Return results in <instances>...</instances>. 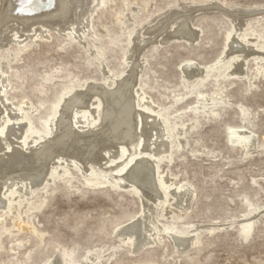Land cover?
<instances>
[{"label":"rangeland","instance_id":"rangeland-1","mask_svg":"<svg viewBox=\"0 0 264 264\" xmlns=\"http://www.w3.org/2000/svg\"><path fill=\"white\" fill-rule=\"evenodd\" d=\"M57 3L53 0L48 13H54ZM97 3L72 0L66 17L41 16L42 22L32 25L36 31L15 17L0 22V72L7 100L0 97V115L15 118V107H26L28 141L34 133H46L48 122L57 117L58 122L57 110L70 94L90 86L96 92L104 86L113 89L134 70V90L142 94L148 109H156L167 120L159 125L160 117L153 114V121L141 110L143 146L155 141L156 152L169 154L159 162L156 178L190 190L179 202L168 195L162 205H144L148 201L133 189L100 183L74 167L40 187L23 189L20 180L36 168L32 152L44 144L20 150L15 141L22 122L13 120L6 134L11 147L0 145V168L15 159L23 163L0 178V195L6 185L18 182L20 195L14 202H26L7 224L2 220L9 212L1 198L0 264H88L90 259L89 264H264V0ZM16 13L8 0H0V19ZM234 27H244L240 40L249 41L246 46L228 40ZM71 28L75 36L83 33V43L73 34L65 36ZM16 30L18 35L13 34ZM225 51L245 54L247 59L228 57L215 76L183 75L186 63L215 64ZM102 70L114 75L109 83ZM164 126L170 134V142L164 139L168 147H161L160 138L149 139ZM72 127L75 134L71 132L55 155L72 156L87 165L88 158L80 152L88 141H96L92 155L97 161L105 145L111 149L116 145L106 134ZM235 128L252 133L255 147L246 150L232 143L228 133ZM56 129L54 135H59V124ZM143 189L148 200L159 197ZM149 213L171 233L157 231L152 244L136 250L131 245L133 233L115 237L116 229L148 220ZM244 222L251 223L246 235ZM173 235L185 236L188 244L177 247Z\"/></svg>","mask_w":264,"mask_h":264},{"label":"bare ground","instance_id":"bare-ground-1","mask_svg":"<svg viewBox=\"0 0 264 264\" xmlns=\"http://www.w3.org/2000/svg\"><path fill=\"white\" fill-rule=\"evenodd\" d=\"M103 1L104 0H98L97 4H100ZM52 2L53 0H8L9 6L15 9V12L17 13L15 16L11 14L10 15L2 14L3 16L0 19V22L3 23L8 22L10 18L15 17L22 23H25L26 25L27 24L31 25V29L36 31L35 27L34 26L32 27V25H34V23L42 22L41 19H39V17L41 18V16L42 17L45 16L43 18L44 20L46 17L49 19L56 18L58 20L59 19L61 20L64 17H66V15L69 12L70 4L72 0H58L57 8L55 9L54 13H48L50 11H47V9L51 7ZM166 24L167 23H165V25ZM40 25L44 26V24H40ZM243 29L244 27L240 29L234 27V29L232 30L233 32L230 34L229 37H227L228 40H233L236 42L239 41L242 43V45L246 46V43H248L249 41L243 42L242 40H240V34L243 31ZM35 31L33 33H36ZM181 31H185V30L182 29ZM13 34L18 35V31L17 30L14 31ZM69 34H73L72 28L65 34V36H68ZM82 34L80 33V35L78 36H75L74 34L73 35L76 37V39L79 42L83 43ZM39 35L40 34H36V36ZM18 39H16V43H21L22 40H18ZM196 39L197 38L193 37L190 39V42L193 43L196 41ZM228 57L235 58L236 59L235 61H238L240 59L241 61H245L247 59V56L245 54L239 52L228 53L227 51H225L222 57L218 59L219 61L216 62L215 64L212 63L204 66L193 61L186 63L182 67L183 75L185 77L191 75L196 76L199 73L205 75H209V74L214 75L216 74L218 68L223 67L225 65ZM262 60H264V58H262ZM102 71L106 76L107 82L109 83L114 77V75L110 71H105V70ZM135 76H136V71L134 70L131 71L125 76V78L117 82V85L113 89H107L108 87H105L103 85L105 88L102 87L96 92L95 86H90V87L87 86L88 88H86L84 92L70 94L64 100L62 105L60 103L61 107L60 106L59 107L61 108V110L59 111L57 110V112L60 113L59 114L60 116L58 115L59 116L58 122H57L58 117L54 122L52 123L48 122L47 124H45L47 130L46 133H40V132H39L40 134L34 133V136H32L28 141L25 139L24 135H27L26 133H28L31 130V126L29 125V123L26 120V117L24 116V109L26 107L23 106L19 108L15 107L17 109L16 111H18V115L15 118H10L7 115H0V145L1 146L3 145L2 148L11 147V142L7 139L6 134L7 131L11 129L10 125L13 124V120L15 121L16 124L17 122H22L21 136L15 141L19 146L20 150H30L31 149L30 146L34 147L35 145L38 144L39 145L44 144L43 147H40L39 149L34 150L32 152L31 161L35 164L36 168L33 169V171L30 173V175L28 176V178H26L25 181L20 180L21 187L23 189L29 188V190L30 189L32 190L34 186L40 187L45 182H49L53 178V176L56 175V173L69 174V169H70L69 167H74L75 169L81 172V175L83 174L85 176H93L96 179H101L102 181H100V183L109 184L114 187H124V188L133 189L145 201H148L147 204L144 202V205H151L152 203L155 204V202L156 204L162 205L164 204L165 199L168 197V195H172V197L176 199V202H179V200L184 198L183 196L187 195L190 190V188L187 185L182 184L179 186H174L171 181H166L165 179L161 181L159 178H156L159 162L161 163V160L168 159L169 154L159 151L156 152L155 141L150 142V144H148L147 147H144L142 144L144 137L142 134L141 110L146 111L145 113H147V115L151 117L153 121L155 120L156 117H160L162 123H159V125L167 124L166 122L167 120L162 114L156 112L155 111L156 109L154 110L151 108L148 109L149 107H147V105H144L145 104L144 97L142 96L141 93H139L138 90H134L135 88H133L134 87L133 85H135L133 84L135 80L134 79ZM0 82H1L0 95H2L0 97L5 98L4 92H5L6 83L2 77L1 72H0ZM153 114H155V118ZM58 124L60 125L62 130L61 132H59V135L55 134L57 136L55 138H52L55 136L54 133L57 130L56 128ZM72 126H76L77 128H79L84 132L90 133L92 131H95L96 134H101V133H103V135L106 134L104 137H106V139L108 140H111L116 145L114 146V149H111L110 147L105 145L102 149L101 158L99 161H97L95 160V158H93L92 155V153L96 149V141L94 140L88 141L83 151L80 152L81 153L80 155H82L83 158L85 159L88 158L87 165L84 164L83 161H80L72 156H67L63 154L60 155L59 153H58L59 155H55L54 151L56 150V148H60L61 146H63L62 144L64 143V141H67L71 137V132L73 128ZM176 132L178 133V135H181V129L179 127H176ZM228 134H230L231 137L230 141H232V143L237 142L240 145H242L244 148H246V150H250L251 148L255 147L254 135L246 130L235 128L234 130H231L230 133ZM76 137L78 139L79 136ZM153 138L154 139L160 138L159 140L162 139L161 140L162 142L160 143L161 147L162 145L167 146V143L166 141H164V139H168L169 141L170 138L169 130H167L164 126V128L162 127V129L159 132H155L153 135L152 134L150 135L149 137L150 141L151 139L153 140ZM80 140L78 139V141ZM64 146L65 148H71V146H66V144H64ZM76 153L79 154L78 152ZM51 159H54V161L47 169V171L44 172L46 168V164L49 163ZM15 161L16 163L11 162L8 163L6 167L0 168V178H4L6 177L7 174L14 172L15 170L20 168V164H22L23 161L22 160L19 161L18 159L17 160L15 159ZM143 187H145V190L147 189V191L154 192L159 197H157L155 200L152 201L148 200L144 193ZM19 189L21 188L18 186V182L13 181L10 184L6 185V191L2 193V195H0L1 196L0 201H2L1 198H3V202H2L3 209H8L9 212V214L2 220L7 224L9 222V219H11V217L17 214L18 211L21 209L20 205L23 206L22 204L26 202L25 200L18 203L14 202V200H16V198L20 195ZM242 228L244 234L245 235L248 234L251 229V223L250 222L242 223ZM160 230H164L166 233L170 232V230L167 231V229H163L158 223H156L154 219H152L151 213H149L148 220L136 221L132 224H128L126 226L120 227L119 229H116L115 237L119 239H124L129 235H131V233H133V237L131 239V245L133 247L132 249L136 250L137 248L138 249L144 248L152 244L153 242L152 236H155L154 234H156V232ZM174 236H176L175 241L177 247L183 248L188 244V238H186L185 236L173 235V237ZM89 257L92 258L93 257L92 254ZM91 261L92 260L90 259L89 263H91Z\"/></svg>","mask_w":264,"mask_h":264}]
</instances>
